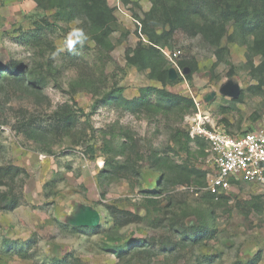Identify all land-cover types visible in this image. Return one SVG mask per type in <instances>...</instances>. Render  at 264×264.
<instances>
[{
  "label": "rangeland",
  "instance_id": "1",
  "mask_svg": "<svg viewBox=\"0 0 264 264\" xmlns=\"http://www.w3.org/2000/svg\"><path fill=\"white\" fill-rule=\"evenodd\" d=\"M108 5L118 20L111 52L89 37L82 17L55 24L53 11L32 0H0V71L17 62L45 78L34 90L0 72V264H264V185L240 177L207 189L214 173L210 148L192 136L196 127L264 132V88L249 90L258 84L261 61L258 55L250 63L253 37L224 38L220 47L228 52L219 59L200 36L177 32L163 49L170 83L162 85L125 58L147 41L135 16L151 9L150 0ZM180 59L197 63L192 80ZM148 87L191 99L196 110L153 116L112 103L91 112L110 91L132 100ZM62 108L78 114L70 132L53 124ZM31 120L47 132L44 140L20 130ZM176 130L189 134V153ZM153 155L169 165L155 167ZM193 168L205 180L189 175ZM110 169L111 177L102 179L101 171ZM202 220L212 225L211 239L195 243L188 233H175ZM133 241L141 243L127 246ZM120 245L121 256L111 250Z\"/></svg>",
  "mask_w": 264,
  "mask_h": 264
},
{
  "label": "trees",
  "instance_id": "2",
  "mask_svg": "<svg viewBox=\"0 0 264 264\" xmlns=\"http://www.w3.org/2000/svg\"><path fill=\"white\" fill-rule=\"evenodd\" d=\"M37 8L44 11H53L56 23L64 22L70 24L77 17L85 19L90 27L89 37L95 43L107 49L113 50L110 36L114 32L118 20L113 9L108 5V0H32ZM151 9L143 13V17L135 16L140 23V33L146 37V42L141 40L134 49L126 51V62L137 68L138 71H149L152 80L159 81L162 85H167L169 81V70L166 68L167 61L163 55V49L167 48L177 32H182L190 37L200 36L209 46L216 48L215 54L222 59L223 53L228 49L221 48V41L226 38L233 41L238 35L241 38L253 37L248 44L250 52V63L254 67L253 57L260 56V64L255 67L258 72V84L249 88L251 92L260 94L264 88V0H150ZM233 28V33H228V27ZM41 43V42H40ZM53 53L55 48L51 44H46ZM49 61V60H48ZM179 68L186 72V77L192 80L193 74L197 70L195 61L177 60ZM1 77H10L13 82L19 85L27 84L29 89L39 90L42 88L45 78H35L17 62H10L1 69ZM5 74V75H4ZM85 83V82H84ZM74 86L81 88V82H76ZM25 86V85H24ZM156 93L155 101H151V94ZM243 93L240 92L238 100H241ZM116 104L123 110L132 113H145L148 115L168 114L171 112H186L190 108L196 110L193 100L181 97L163 89L145 88L137 99L125 100L120 90L110 91L102 96V99L95 100L92 105V113L101 105ZM56 113L53 124L56 130L70 132L75 126L78 116L72 109L62 108ZM80 111V110H79ZM78 111V112H79ZM81 112V111H80ZM83 113V111L81 112ZM35 124V123H34ZM33 121L23 122L20 130L24 131L31 139L36 141L44 140L46 131L38 130L34 127ZM176 139L180 141L179 146L183 151L189 153L188 145L191 142L189 134L176 130ZM91 149V148H90ZM155 167L162 168L169 165V159L153 155L150 158ZM107 164V163H106ZM110 167L109 165H107ZM116 170V167H113ZM187 170L185 167H177ZM172 170V168L170 167ZM7 173V172H6ZM5 173V176H6ZM112 169L108 173L101 171L103 178H110ZM195 176L198 180H205L206 173L192 169L189 175ZM2 175H0V179ZM14 208L15 204L10 205ZM138 219L137 217H135ZM188 233L186 238L192 236L193 242L197 243L205 238L214 237V230L211 224L206 221H199L193 227L179 226L175 231L178 235ZM133 241L127 246H132ZM148 243L142 240L141 244ZM149 243H152L151 241ZM172 249L175 243L168 242ZM124 246L111 247L112 252L122 255Z\"/></svg>",
  "mask_w": 264,
  "mask_h": 264
},
{
  "label": "built area",
  "instance_id": "3",
  "mask_svg": "<svg viewBox=\"0 0 264 264\" xmlns=\"http://www.w3.org/2000/svg\"><path fill=\"white\" fill-rule=\"evenodd\" d=\"M195 134L204 139L211 152L214 173L207 189L227 187L242 178L264 185V132L230 135L196 127Z\"/></svg>",
  "mask_w": 264,
  "mask_h": 264
}]
</instances>
